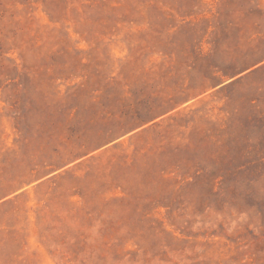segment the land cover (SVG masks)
I'll list each match as a JSON object with an SVG mask.
<instances>
[{
  "label": "rangeland",
  "instance_id": "374dc122",
  "mask_svg": "<svg viewBox=\"0 0 264 264\" xmlns=\"http://www.w3.org/2000/svg\"><path fill=\"white\" fill-rule=\"evenodd\" d=\"M0 264H264V0H0Z\"/></svg>",
  "mask_w": 264,
  "mask_h": 264
}]
</instances>
